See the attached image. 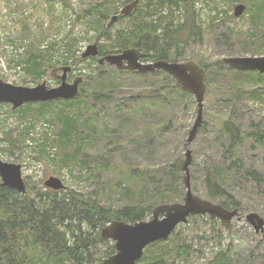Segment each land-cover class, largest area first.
Instances as JSON below:
<instances>
[{"label": "rangeland", "instance_id": "rangeland-1", "mask_svg": "<svg viewBox=\"0 0 264 264\" xmlns=\"http://www.w3.org/2000/svg\"><path fill=\"white\" fill-rule=\"evenodd\" d=\"M128 1L0 0V81L56 88L60 81L51 74L68 66L69 83L84 80V101L33 103L17 110L0 103V159L22 166L28 192L45 191L44 183L57 177L66 188L115 211L137 197L152 209L183 202L184 173L177 165L197 118L195 96L177 89L164 72L119 74L115 67L99 65L98 57L82 58L88 46L110 44L101 34L105 28L112 33L128 28L127 18L108 27ZM239 5L246 10L236 18ZM194 7L202 39L192 37L174 52L178 62L207 68L203 125L189 146L192 191L215 204L238 201L243 218L224 228L209 216L192 217L173 233L178 238L171 236L154 251L169 264H206L221 251L229 253L232 264H264V239L245 219L250 213L264 218V141L252 136L264 132V74L223 63L264 56V0H194ZM41 121L52 124L51 136L36 131L34 124ZM226 121L244 137L234 149L223 130ZM142 173H150L151 180L142 179ZM209 174L228 196L210 199ZM89 234L94 240L96 232ZM96 241L90 264L115 254L113 241ZM180 241L193 246L190 256L174 253Z\"/></svg>", "mask_w": 264, "mask_h": 264}, {"label": "trees", "instance_id": "trees-1", "mask_svg": "<svg viewBox=\"0 0 264 264\" xmlns=\"http://www.w3.org/2000/svg\"><path fill=\"white\" fill-rule=\"evenodd\" d=\"M61 1L66 5L67 0ZM133 1L129 0L128 4ZM124 18L130 19L128 28L116 33L105 28L101 33L110 42L99 47L102 56L138 48L145 54V62H178L175 50L185 47L192 37L202 39L204 33L194 0H142L130 16L120 17ZM203 68L207 72V68ZM175 86L181 89L178 83ZM84 99V94L79 93L74 100L60 102L68 104ZM47 104L55 106L56 101ZM223 130L233 149L244 143L241 131L233 122L226 121ZM252 136L264 141V132ZM253 176L260 181L257 174L253 173ZM132 177L136 178V172H132ZM140 177L151 180L150 173H142ZM206 185L211 200L228 196L214 175L207 176ZM32 191L20 195L4 187L0 180V264H90L91 249L96 240L105 241L100 232L108 224L146 221L154 209L146 205L142 197L115 211L103 207L96 198H86L68 188L58 192L49 189ZM230 205L233 208H228ZM223 206L239 211L241 208V204L232 198ZM90 230L96 232V239L91 238ZM163 242L147 247L138 263L169 264L162 253L154 251V247ZM173 251L178 257L190 256L193 246L180 241ZM206 264H232V259L229 253L221 251Z\"/></svg>", "mask_w": 264, "mask_h": 264}, {"label": "water", "instance_id": "water-1", "mask_svg": "<svg viewBox=\"0 0 264 264\" xmlns=\"http://www.w3.org/2000/svg\"><path fill=\"white\" fill-rule=\"evenodd\" d=\"M142 0H134L127 4L119 16L111 18L109 24H114L119 17L130 16ZM246 10L245 5L235 8V17L239 18ZM98 57L101 66L109 65L117 70L136 72L147 75L157 71L164 72L173 77L181 89L193 96L198 104L197 118L189 132L187 149L184 158L178 163V169L184 173L183 184L186 194L182 203L164 204L155 207L152 218L135 224L125 221H113L102 231L104 240L114 242L115 254L105 259L102 264H138L144 252L150 245L167 241L176 229L188 222L192 217L209 216L213 220H219L224 228H230L232 222L242 220L238 209H227L221 204H215L209 200L196 196L192 191L190 167L193 163L192 151L189 146L197 138L203 125V109L206 95V70L194 61L189 62H145V54L138 48L122 51L119 54L102 56L97 44L88 46L83 54V59ZM223 63L240 72H257L264 74V56L226 58ZM71 67H63L53 71L52 78L60 81L56 88H49L45 82L36 87L29 88L16 86L0 81V103L9 104L13 110L20 109L26 104L48 103L52 101H71L80 93L83 78L78 77L72 83L68 82ZM62 72V75H55ZM0 180L4 187L16 191L20 195L27 194V185L23 178L22 166L3 162L0 159ZM49 190L58 192L65 190L66 186L57 177L49 178L45 183ZM253 227L257 235L264 239V218L257 213H250L245 217Z\"/></svg>", "mask_w": 264, "mask_h": 264}, {"label": "built area", "instance_id": "built-area-1", "mask_svg": "<svg viewBox=\"0 0 264 264\" xmlns=\"http://www.w3.org/2000/svg\"><path fill=\"white\" fill-rule=\"evenodd\" d=\"M219 0H216V2H218ZM34 127L36 129V131L40 132L41 134L44 135V133L47 136H51L52 135V124H49L48 122H44L41 121L39 124H34Z\"/></svg>", "mask_w": 264, "mask_h": 264}, {"label": "flooded vegetation", "instance_id": "flooded-vegetation-1", "mask_svg": "<svg viewBox=\"0 0 264 264\" xmlns=\"http://www.w3.org/2000/svg\"><path fill=\"white\" fill-rule=\"evenodd\" d=\"M120 19V17L118 18V20ZM110 24V23H109ZM111 26V25H110ZM108 27H109V25H108ZM98 45V44H97ZM99 47V46H98Z\"/></svg>", "mask_w": 264, "mask_h": 264}]
</instances>
